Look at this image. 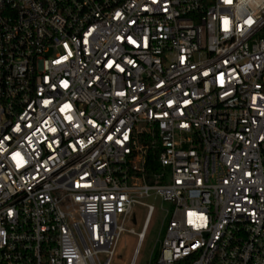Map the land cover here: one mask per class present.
Instances as JSON below:
<instances>
[{
	"label": "built area",
	"instance_id": "2783aa9c",
	"mask_svg": "<svg viewBox=\"0 0 264 264\" xmlns=\"http://www.w3.org/2000/svg\"><path fill=\"white\" fill-rule=\"evenodd\" d=\"M150 198L157 264H264V0H0V264H136Z\"/></svg>",
	"mask_w": 264,
	"mask_h": 264
},
{
	"label": "rangeland",
	"instance_id": "374dc122",
	"mask_svg": "<svg viewBox=\"0 0 264 264\" xmlns=\"http://www.w3.org/2000/svg\"><path fill=\"white\" fill-rule=\"evenodd\" d=\"M147 203L155 206V212L146 232L145 240L141 245L136 264H157L160 255L161 240L164 237L169 220L167 212L173 211V206L167 202H163L161 199L150 198ZM146 215V208L136 206L133 219L129 222L128 229H134L136 233L141 232ZM137 243V235L129 232L123 233L118 243L114 263L131 264Z\"/></svg>",
	"mask_w": 264,
	"mask_h": 264
},
{
	"label": "trees",
	"instance_id": "16d2710c",
	"mask_svg": "<svg viewBox=\"0 0 264 264\" xmlns=\"http://www.w3.org/2000/svg\"><path fill=\"white\" fill-rule=\"evenodd\" d=\"M141 142L145 146V176L146 180L150 184L164 183L166 178V170L161 166L159 162V155L161 152V144L159 139L156 137L151 138L150 135L143 134L141 136ZM154 143V144H153Z\"/></svg>",
	"mask_w": 264,
	"mask_h": 264
}]
</instances>
